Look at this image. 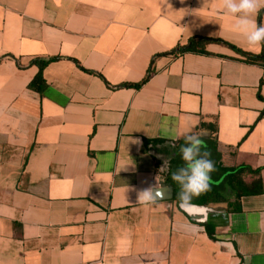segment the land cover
Here are the masks:
<instances>
[{
    "label": "crops",
    "instance_id": "obj_1",
    "mask_svg": "<svg viewBox=\"0 0 264 264\" xmlns=\"http://www.w3.org/2000/svg\"><path fill=\"white\" fill-rule=\"evenodd\" d=\"M236 19L220 0H0V264H264V192L182 209L172 180L196 134L212 180L248 166L264 188V66L217 42L172 53H261Z\"/></svg>",
    "mask_w": 264,
    "mask_h": 264
},
{
    "label": "clouds",
    "instance_id": "obj_2",
    "mask_svg": "<svg viewBox=\"0 0 264 264\" xmlns=\"http://www.w3.org/2000/svg\"><path fill=\"white\" fill-rule=\"evenodd\" d=\"M220 4L223 11L237 17L234 31L244 37L248 45L246 50L255 52L264 45V24L258 25L253 19L264 9V0H220ZM179 151L184 166L172 173V180L180 188V207L186 209L191 206L193 198L211 189V173L216 171V167L215 162L209 158L210 153L204 141L196 134L185 136ZM163 197L164 190L155 183L138 192L137 202L155 203Z\"/></svg>",
    "mask_w": 264,
    "mask_h": 264
},
{
    "label": "trees",
    "instance_id": "obj_3",
    "mask_svg": "<svg viewBox=\"0 0 264 264\" xmlns=\"http://www.w3.org/2000/svg\"><path fill=\"white\" fill-rule=\"evenodd\" d=\"M264 9H262L263 11ZM222 43L225 44L237 51H239L243 56L245 61L249 63L259 64L264 66V48L259 54H251L244 52L242 49L238 48L236 45L231 42L221 39V38H213V37H192L189 41L180 45L178 48H175L172 53H184V52H195V53H210L207 49V46L210 43ZM59 57H51L50 59H35L33 63H37L39 65L38 73L33 77V79L29 82V88L42 93L47 86L43 70L45 66L49 63L50 60L56 59ZM150 76V72L143 79V81L139 83H127L126 86L131 87H140ZM264 83V79L261 80V84ZM262 97L261 95H259ZM226 180L230 187L235 192V197L237 200L230 201L225 195H223L217 188V185H211V189L207 192H204L200 195L202 198V202L204 204L215 202V201H225L228 202L229 206H231L230 211H238L240 209L239 201L244 195L251 194H260L264 192L263 181L261 178V169H253L248 166H238V167H230L226 168ZM251 174L252 179L250 181L246 180V176ZM207 227L210 229V224H207ZM212 234L211 231H209Z\"/></svg>",
    "mask_w": 264,
    "mask_h": 264
},
{
    "label": "rangeland",
    "instance_id": "obj_4",
    "mask_svg": "<svg viewBox=\"0 0 264 264\" xmlns=\"http://www.w3.org/2000/svg\"><path fill=\"white\" fill-rule=\"evenodd\" d=\"M215 155V154H214ZM220 173H221V171H220ZM219 173L217 172V171H215V172H213V173H211V175L213 176V177H215V176H217ZM222 175V174H221ZM220 175V177L218 178V179H216L215 181L214 180H211V182H213V183H219L218 184V187H219V189H220V191L223 193V194H227L228 195V193L230 192H234L233 191V189L230 187V185L226 182V181H223L222 180V177H223V175L221 176Z\"/></svg>",
    "mask_w": 264,
    "mask_h": 264
}]
</instances>
